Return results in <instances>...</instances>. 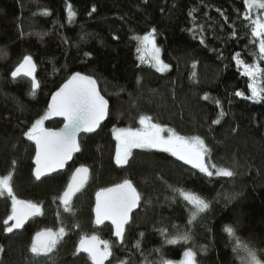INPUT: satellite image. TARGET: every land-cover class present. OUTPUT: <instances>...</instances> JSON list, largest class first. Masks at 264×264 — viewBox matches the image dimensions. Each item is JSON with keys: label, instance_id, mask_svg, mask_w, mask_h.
Wrapping results in <instances>:
<instances>
[{"label": "trees", "instance_id": "trees-1", "mask_svg": "<svg viewBox=\"0 0 264 264\" xmlns=\"http://www.w3.org/2000/svg\"><path fill=\"white\" fill-rule=\"evenodd\" d=\"M68 4L76 12L71 22ZM44 9L50 14L43 15ZM245 11L243 0H0V176L14 172L16 196L43 210L10 235L3 221L11 201L0 197V264H91L87 256L75 254L84 234L112 242L111 264L121 259L159 264L161 256L179 261L188 247L197 250L198 264H240L234 239L223 231L226 225L234 226L264 260V100L249 99L250 81L233 58L241 53L251 63L258 51L243 20ZM153 28L160 56L169 65L164 72L141 60L137 37ZM25 55L37 65L35 95L28 79L11 77ZM74 72L97 80L110 103L108 120L95 134L80 137L81 151L64 173L37 182L35 147L24 133ZM237 91L244 96H236ZM221 111L225 115L213 124ZM140 115L180 135H199L212 150L209 162L234 170L235 176L207 177L157 150H134L128 163L118 166L113 130L138 128ZM61 124L46 122L54 129ZM81 165L90 170L89 183L74 199L73 212H65L58 197ZM125 178L141 193V205L121 245L110 226L95 227L93 207L97 191ZM173 188L201 195L210 208L189 225L190 206ZM225 195L233 199L226 201ZM61 226L67 235L51 259L33 256L31 236ZM160 229L169 235L191 230L193 240L169 245ZM137 240L140 249L134 247Z\"/></svg>", "mask_w": 264, "mask_h": 264}, {"label": "snow or ice", "instance_id": "snow-or-ice-1", "mask_svg": "<svg viewBox=\"0 0 264 264\" xmlns=\"http://www.w3.org/2000/svg\"><path fill=\"white\" fill-rule=\"evenodd\" d=\"M246 9L243 14V20L248 23L250 35L253 38L252 43L256 45L258 51L252 53L255 57L253 62H246L241 53H235L234 59L238 68L242 69V74L250 81L248 88L251 91L249 99L255 101L264 100V67L261 62L264 61V0H243ZM92 11H95L93 7ZM195 11V9H193ZM219 11V10H218ZM69 21L76 16L71 4L67 5ZM253 13H256L255 16ZM43 15L50 14L47 9L42 10ZM192 15V12L189 13ZM235 35V33H233ZM141 45L151 49L155 62L156 70L163 72L169 68L160 58V48L156 45V29H152L142 37H137ZM201 39V43H203ZM141 49L138 48L137 51ZM85 55H88L87 53ZM195 66V65H193ZM36 64L31 55H25L19 65L11 72L13 79L29 78L31 84V93L35 95L36 90L40 88V82L35 75ZM236 96H244L243 92H235ZM204 99H208L205 95ZM219 106L220 102L217 100ZM108 114V101L100 94L97 87V81L90 75L80 72H74L63 85L51 97L47 111L39 119H36L31 127L24 133L28 140L35 144V169L34 175L37 180L41 176L63 169L65 165L73 158L75 153L81 151L79 137L81 133H93L99 128L101 121ZM60 116L64 118V125L60 129H51L44 127L45 120L51 116ZM225 113L221 111L213 124H219L220 118ZM138 123L139 128H118L113 130L117 141L115 151V163L125 165L132 154L133 149H158L170 153L178 160L183 161L192 168L199 170L207 177L231 178L235 176V171L228 167H221L215 163H210L212 150L204 139L199 135L184 136L180 135L172 128H165L158 123H154L152 117L140 115ZM167 132L165 136L163 133ZM13 161V165H15ZM14 172L10 171L6 175L0 176V197L7 196L11 199V213L3 221L4 231L12 233L14 230L24 228L25 223L32 217L42 215V206L28 200L19 199L13 188ZM89 179V168L81 165L72 173L70 180L62 194L58 197L60 204L65 212L72 213L73 197L84 187ZM171 187V186H169ZM173 192L189 207V219L187 223L193 225L199 217L206 213L210 208V202L196 194L183 188H173ZM233 199L231 195H225V200ZM141 201V193L138 192L133 182L125 178L121 183L111 187L102 188L96 192V203L94 208V223L97 226L103 225L105 221H111L114 226V236L119 244L123 245L125 241V225L129 224L133 209L138 207ZM12 222V223H10ZM74 227L79 228V224ZM160 234L165 237L164 242L169 245H175L183 242L188 244L193 240L191 230L183 233L169 235L166 229H160ZM223 231L234 239L233 252L237 254L240 264H264L260 258L258 250L238 236L236 229L232 225H226ZM67 235L64 226L54 230L45 228L35 233L29 251L35 257H46L51 259L52 254ZM143 236V233L140 234ZM140 249V241L137 240L134 245ZM155 251L159 252V249ZM200 251H206L201 247ZM0 252L3 247L0 246ZM85 253L91 261V264H105L109 258L113 257V244L111 241L102 240L96 234H84L80 236L75 254ZM143 255V252H141ZM198 252L193 247H188L183 251L182 259L174 261L165 259L161 256L159 264H198ZM118 264H129L127 260H119ZM146 264L152 262L146 261Z\"/></svg>", "mask_w": 264, "mask_h": 264}, {"label": "water", "instance_id": "water-1", "mask_svg": "<svg viewBox=\"0 0 264 264\" xmlns=\"http://www.w3.org/2000/svg\"><path fill=\"white\" fill-rule=\"evenodd\" d=\"M34 61V60H33ZM34 63H35V61H34ZM36 64V63H35ZM83 74V73H82ZM35 75H36V78H37V65H36V70H35ZM86 75V74H85ZM16 79H19V78H16ZM16 79H14V80H16ZM26 79H28L29 81H30V79L29 78H26ZM95 79V78H94ZM97 81V80H96ZM66 82V81H65ZM63 85V84H62ZM61 85V86H62ZM60 86V87H61ZM59 87V88H60ZM97 87H98V90L100 91V94L103 96V94L101 93V90H100V86H99V84H98V82H97ZM58 88V89H59ZM57 89V90H58ZM38 90V89H37ZM36 90V91H37ZM56 90V91H57ZM55 91V92H56ZM54 92V93H55ZM53 93V94H54ZM52 97V96H51ZM104 97V96H103ZM105 98V97H104ZM106 99V98H105ZM107 100V99H106ZM108 101V100H107ZM49 103H51V98H50V100H49ZM49 103H48V105H49ZM48 108V107H47ZM109 110H110V103H109V101H108V114H107V116L105 117V119L103 120V121H101V124H100V126H99V128H97L96 129V131L95 132H93V133H81L80 134V137L81 136H83V135H92V134H95L99 129H100V127L102 126V125H104L106 122H107V120H108V117H109ZM49 121H58V122H61L62 124H61V126L59 127V128H56L57 130L58 129H60V128H62L63 127V125H64V118L63 117H60V116H55V115H53V116H51L50 118H49ZM47 128V127H46ZM51 129H54V128H51ZM80 137H79V140H80ZM33 144H34V142H33ZM34 147H35V144H34ZM80 152H78V153H75L74 155H73V158L70 160V161H68V163L65 165V167L63 168V169H58L56 172H52V173H49V174H47V175H44V176H41V178L39 179V180H37L36 178H35V175H34V169H35V163H34V158H35V154H34V158H33V161H32V164H33V176H34V178L37 180V181H43V180H45V179H47V178H51V177H53V176H55V175H58V174H62V173H64L66 170H67V168H68V166H70L71 164H72V162H73V160H74V158H75V156H77L78 154H79ZM75 171V170H74ZM71 178V177H70ZM89 180H90V170H89V179H88V182L84 185V187L81 189V191L80 192H78L77 194H76V196L75 197H73V201H74V199L82 192V190L87 186V184L89 183ZM137 189V188H136ZM139 192V191H138ZM73 201H72V203H73ZM95 203H96V194H95V197H94V207H93V210H94V208H95ZM59 205L61 206V207H63L61 204H60V202H59ZM140 205H141V201H140V203H139V205H138V207H136L135 209H133V211H132V213L130 214V216H131V219H130V222H129V224L131 223V220H132V216L140 209ZM93 217H94V219H95V213H94V211H93ZM33 218V217H32ZM32 218H30L26 223H25V226H24V228L28 225V223L30 222V220L32 219ZM12 223V222H11ZM129 224H127V225H125V232H126V228H127V226L129 225ZM94 225H95V223H94ZM104 225H109L111 228H112V238H113V240L114 241H116L118 244H119V242L117 241V238L114 236V226L111 224V221H105L104 222V224L103 225H100V226H97V225H95V227L97 228V229H99V228H102ZM23 229V228H22ZM21 229H19V230H14L13 232H19ZM34 237V236H33ZM81 254H83V255H85V256H87V254H85V253H81ZM88 257V256H87ZM108 262L109 261H106L105 262V264H108Z\"/></svg>", "mask_w": 264, "mask_h": 264}, {"label": "rangeland", "instance_id": "rangeland-1", "mask_svg": "<svg viewBox=\"0 0 264 264\" xmlns=\"http://www.w3.org/2000/svg\"><path fill=\"white\" fill-rule=\"evenodd\" d=\"M255 14L256 13H253V15L255 16ZM152 56H153V53H152V51H151V49H150V47L149 48H145V47H143L142 46V53H141V60L143 61V62H150L153 66H155V62H154V60L152 59ZM160 58H161V56H160ZM161 60H162V58H161ZM155 68H156V66H155ZM167 70V69H166ZM165 70V71H166ZM242 70V69H241ZM160 72V71H159ZM164 72V71H163ZM251 96V91H250V95H249V97ZM253 100V99H252ZM47 121H49V119H47V120H45V122H44V127H47L46 126V122ZM139 127H140V125H139ZM138 127V128H139ZM163 135H165V136H167L168 135V133L167 132H165V133H163ZM114 139H115V136H114ZM115 141H116V139H115ZM116 144H117V141H116ZM134 150H139V149H133L132 150V152L134 151ZM140 150H157V151H160V150H158V149H149V148H143V149H140ZM163 152V151H162ZM168 154H170V153H168ZM171 155V154H170ZM174 157V156H173ZM176 158V157H175ZM129 160V159H128ZM126 165V164H125ZM125 165H122V166H120V165H118V166H120V167H123V166H125ZM213 176H215V175H213ZM217 177V176H216ZM9 200H11L10 198H8Z\"/></svg>", "mask_w": 264, "mask_h": 264}, {"label": "flooded vegetation", "instance_id": "flooded-vegetation-1", "mask_svg": "<svg viewBox=\"0 0 264 264\" xmlns=\"http://www.w3.org/2000/svg\"><path fill=\"white\" fill-rule=\"evenodd\" d=\"M5 197V196H4ZM11 201V200H10ZM31 221V220H30ZM11 223V222H10ZM29 224V223H28ZM104 226H109V225H104ZM103 226V227H104ZM102 227V228H103ZM102 228H99V229H102ZM112 229V228H111ZM22 230V229H21ZM40 231V230H39ZM18 232H12V233H8V234H10V235H14V234H17ZM35 234V233H34ZM34 234L31 236V240H32V238H33V236H34Z\"/></svg>", "mask_w": 264, "mask_h": 264}, {"label": "bare ground", "instance_id": "bare-ground-1", "mask_svg": "<svg viewBox=\"0 0 264 264\" xmlns=\"http://www.w3.org/2000/svg\"><path fill=\"white\" fill-rule=\"evenodd\" d=\"M12 77V76H11ZM13 79V78H12ZM34 177V176H33ZM35 179V178H34ZM36 180V179H35ZM37 181V180H36ZM37 182H39V181H37ZM41 182V181H40ZM35 235V234H34Z\"/></svg>", "mask_w": 264, "mask_h": 264}]
</instances>
